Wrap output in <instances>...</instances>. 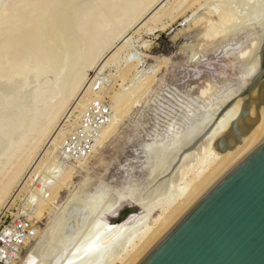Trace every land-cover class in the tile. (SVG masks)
Listing matches in <instances>:
<instances>
[{
	"label": "rangeland",
	"instance_id": "1",
	"mask_svg": "<svg viewBox=\"0 0 264 264\" xmlns=\"http://www.w3.org/2000/svg\"><path fill=\"white\" fill-rule=\"evenodd\" d=\"M97 1L59 0L55 9L44 14L51 27V47L56 49L51 72L37 78L30 71L26 72L28 76L23 72L12 77L3 89L4 83H0V105L8 99L12 101L4 118L9 125H16L14 130L8 127L6 134H0V183L8 178L9 168L27 161L21 176L0 201V232L18 222L29 225L35 232L31 242L23 246L17 258L9 259V264H22V258L40 234L48 227L54 228L51 222L58 214L60 219L55 222L68 218L61 230L63 235L80 234L83 226L95 218L98 208L111 206L123 195L136 193L133 196L139 197L142 190L146 191L144 187L149 189L154 184L149 181L158 165L154 159L157 149L166 144L172 147L176 137L200 122L211 106H216V113L219 111L216 119L232 100H242L245 93L240 95L248 80L241 74L240 57L243 59V54L247 55L255 44L258 46L252 34L260 33L259 15L238 17L232 0H161L143 19L122 23L119 26L122 31L112 45L104 48L89 67L80 57L85 43L72 27L74 16ZM258 1V11H264V0ZM233 6L234 9L229 8ZM161 9L166 14L158 22H149ZM82 74V84L70 95L72 83ZM10 82H15L16 87ZM55 86H59L66 104L48 136L39 140L38 132L30 128L43 124L38 116L47 101L38 103L37 97L40 91ZM230 93L233 99L221 108L223 96ZM123 97L127 99L119 101ZM121 103L122 112H115ZM114 117L115 130L102 140L103 131ZM36 140L40 141L37 151L28 158L29 148ZM12 162L16 164L11 166ZM215 163L211 156L202 166L191 168L184 180L188 184L186 193L193 191L197 175L207 174ZM221 170L213 173L196 195ZM63 175L68 178L54 195V183ZM190 187L192 191H188ZM123 192L126 193L121 195ZM50 194V200L44 202Z\"/></svg>",
	"mask_w": 264,
	"mask_h": 264
},
{
	"label": "bare ground",
	"instance_id": "2",
	"mask_svg": "<svg viewBox=\"0 0 264 264\" xmlns=\"http://www.w3.org/2000/svg\"><path fill=\"white\" fill-rule=\"evenodd\" d=\"M160 1L161 0H98L96 4H87L82 11L74 16L72 27V29L78 31L85 43L80 57L91 67L104 48L110 47L113 41L118 37V33L122 31L119 27L122 23L126 21L133 23L139 19H143L147 12L156 9ZM232 1L236 3L235 8H237V11L235 10V12H237L238 17H242V14L259 15L258 26H260L259 32L261 35L260 33L256 35V32L252 34V40H255L258 46L254 43L255 46L251 48L249 45L251 49L249 48L250 50L247 52V55L243 54V57L245 56L243 59L242 56L240 57L242 63L241 74L249 78L257 65V52L264 44V11H258L257 0ZM58 2L59 0H1L0 83H4L2 89L5 85L7 87L9 83H6L9 82L12 77L22 75L23 72L26 74V72L30 71L36 78L51 72L54 63L53 53H56V49L53 46L51 47V42H53L50 38L51 27L45 20L44 14L46 11L55 9ZM53 4L54 7H52ZM231 5L232 4L229 3V6ZM226 6L228 7V4ZM229 8L234 9V6ZM233 9H231L232 12H234ZM166 12L167 11L161 9L159 12L154 13L153 16L149 18V22H158ZM239 14H241V16ZM237 20L239 19L237 18ZM149 30L151 31V29ZM242 60H245L243 61L244 63ZM25 74L23 75L28 76V73ZM35 76L33 78H35ZM83 78V74L79 75L72 85L70 84V95H72L73 92L75 93L82 84ZM19 79L20 78H17L16 80ZM23 79L25 78L23 77ZM13 80H15V78ZM20 80L23 81L22 79ZM15 82H10V85L12 83V86H15ZM19 82L20 81L17 83ZM18 85L19 88L20 84ZM233 96L234 95L230 93V95L225 98L223 96L222 99L224 100L222 102V99H219L224 106L219 104V102H217V104L221 105V108H225L228 104L226 102L233 99ZM125 97L119 101L126 100L127 98ZM37 101L38 103L47 101V105L41 110L38 116L43 119V124L39 127L37 124H34L30 128V131L38 132L37 136L40 140L42 138L45 139L53 126H55L58 116L66 104V99L62 98L59 86H55L47 91H40ZM242 101L243 99H238L234 102L232 100L228 108L219 117H216V119L214 117L219 111L216 113L218 110L215 108L216 106H211L213 110L210 108V111L208 110L210 113H206L207 116L205 115L202 119H199V121L201 120L200 122H196L195 125L192 124V128L188 125L189 127H187V129L185 128L183 130L184 132L182 131V134L178 138L176 137L172 147H169V145L168 149V144L165 143L167 148L157 149L158 157L155 155L154 159L158 161V165H156L157 163L155 164L154 173L152 174L153 180L151 179V181H149L151 184H154H152V186L151 184H146L148 187H151L149 189L144 187L143 189L146 191L142 192V190L141 192L143 194L141 192V195L137 194L140 195L139 197L133 196L136 194L133 192H131L133 193L132 196L128 194L123 195L126 193L123 192L121 194L123 196L116 198L111 206L107 208H98L97 214L94 216L95 218L87 222V224L83 226V229L81 228L83 231L81 230L80 234L74 232L63 235L61 230L64 227V222L68 221V218L65 216L59 220L60 218L58 216H61V214H58L56 217L59 218V221L57 220V222H55L56 218L53 221L55 222L54 224L51 222L54 228L53 226V229L48 227L49 229L47 228L45 232H39L41 233L40 236H37V240L30 246L29 250L22 258V264H138L140 261H138V259L143 255L145 256L146 253L173 227L172 225H174L184 213H186V211H188L198 199H200L202 195H204V193L231 168L259 135L261 127L251 129L248 135L241 139L240 143L233 150L224 154L214 152L215 139L228 133L232 121H234L240 113ZM11 103V99H8L5 103L3 102V104L0 105V116H2L0 118V134H6V129L8 127L14 130L16 126L9 125L8 120L4 118ZM122 104L123 103L116 106L115 112H122ZM36 116L37 115H34L35 118ZM115 119L114 117L103 131L102 140L115 130L117 126V121ZM10 132H12V130H10ZM39 140H36V142L30 146L28 158L29 156L32 157L37 151L36 149L40 143ZM156 141L158 143V140ZM154 144H156V142H154L153 145ZM14 150L13 148V151ZM211 156H214L216 163L207 174L201 176L196 174L197 177L195 176L196 180L194 179L195 184L193 183V191L190 187L188 191L190 189L192 192L186 193L188 184H186L184 180L188 172L191 171L193 167L195 169L196 166L197 168L198 166L200 167V165L202 166ZM26 162V160L22 163L18 162L17 165L9 168L11 170L8 178L0 183V201L6 197L10 188L21 176L26 167ZM13 163L14 162L11 163V166ZM6 165H4L3 169H5ZM219 169H222L220 171L221 173L204 190L196 195L200 188L209 180V177ZM148 171L147 169L146 173H148ZM32 172L34 173V171ZM67 178L68 175H63L55 181L54 195L60 186L66 182ZM182 181L185 183L184 186H182ZM50 196L51 194L47 195L43 201L47 203L50 200ZM72 200L74 201V199ZM68 202H70V200ZM122 203H134L140 207L141 211L132 214L127 221L128 224L108 223L106 216L116 213ZM61 207L63 208V206ZM182 211H184L183 214H181ZM58 213H60V211ZM178 214L181 216L175 221L174 219L178 217Z\"/></svg>",
	"mask_w": 264,
	"mask_h": 264
},
{
	"label": "water",
	"instance_id": "3",
	"mask_svg": "<svg viewBox=\"0 0 264 264\" xmlns=\"http://www.w3.org/2000/svg\"><path fill=\"white\" fill-rule=\"evenodd\" d=\"M243 91L240 113L215 151L233 150L251 129L261 127L259 135L138 264H264V44ZM139 211L122 203L106 220L128 224Z\"/></svg>",
	"mask_w": 264,
	"mask_h": 264
},
{
	"label": "built area",
	"instance_id": "4",
	"mask_svg": "<svg viewBox=\"0 0 264 264\" xmlns=\"http://www.w3.org/2000/svg\"><path fill=\"white\" fill-rule=\"evenodd\" d=\"M34 233L32 227L19 222L3 228L0 232V264H9V259L17 258L23 246L31 242Z\"/></svg>",
	"mask_w": 264,
	"mask_h": 264
}]
</instances>
